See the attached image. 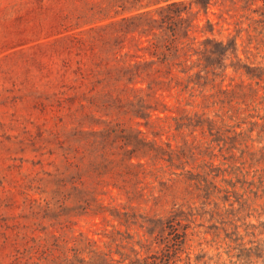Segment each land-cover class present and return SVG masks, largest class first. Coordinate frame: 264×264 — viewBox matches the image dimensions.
<instances>
[{
    "label": "rangeland",
    "instance_id": "1",
    "mask_svg": "<svg viewBox=\"0 0 264 264\" xmlns=\"http://www.w3.org/2000/svg\"><path fill=\"white\" fill-rule=\"evenodd\" d=\"M164 3L0 0V264H127L165 251L167 218L176 264H264V0L192 5L190 37L237 45L193 88L167 64L138 76L126 26L86 30Z\"/></svg>",
    "mask_w": 264,
    "mask_h": 264
},
{
    "label": "trees",
    "instance_id": "2",
    "mask_svg": "<svg viewBox=\"0 0 264 264\" xmlns=\"http://www.w3.org/2000/svg\"><path fill=\"white\" fill-rule=\"evenodd\" d=\"M211 0H190L189 6L184 0H165V3L154 8H139L128 10L120 14L106 17L107 23L96 24L88 27L87 31L99 30L115 24H122L125 27V32L128 34H138L139 37H144L145 45L141 48L145 50L142 54V60L135 62L132 67L135 73L139 76L142 73L144 66H154L155 71L160 72L162 66L168 65L169 72L171 67L176 71L177 82L181 85L183 80L186 81L183 88H193L194 86L203 87L207 83L209 74H215L216 69H220L221 74L224 73L228 64L224 61L231 55L237 57V45L235 38L229 39L227 42L216 40L207 36L202 40H198L196 36L190 37L189 30L193 26L191 21L188 24L184 23L188 20L187 14L192 5L199 6L205 11L207 10ZM124 11V10H122ZM209 33H212L214 24L210 20H206ZM86 30H79L76 33H83ZM183 31V36H179L178 31ZM68 30H66L67 32ZM123 31V30H121ZM73 32H71L72 34ZM75 33V34H76ZM206 33V30H203ZM193 56L195 59L193 60ZM239 58L235 63H232L235 72L240 71L242 74L250 77H259V73L253 72V68L247 64H239ZM166 71V70H165ZM204 72V75L202 74ZM203 79V81H201ZM147 88H150V83H147ZM182 88V89H183ZM142 90L143 86L136 88ZM169 234L173 236L167 240L165 245L167 248L160 253L154 252L145 256H135L131 258L127 264H176V253L178 246L184 240H180L181 235H185L186 228L182 227V233L177 230L175 225H179V221L174 222L168 218L164 222ZM148 232L151 233L149 228ZM170 242V243H169ZM169 243V244H168ZM172 248L171 250L169 248ZM92 255L88 258H75L76 262L70 261L68 264H120L119 260L108 256L107 253L94 248L89 250Z\"/></svg>",
    "mask_w": 264,
    "mask_h": 264
}]
</instances>
